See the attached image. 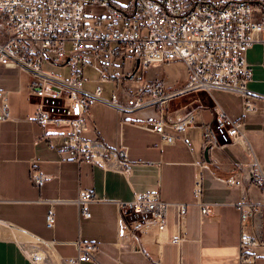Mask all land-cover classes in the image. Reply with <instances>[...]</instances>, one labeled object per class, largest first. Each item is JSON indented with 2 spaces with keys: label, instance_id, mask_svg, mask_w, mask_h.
Wrapping results in <instances>:
<instances>
[{
  "label": "crops",
  "instance_id": "0c3cea01",
  "mask_svg": "<svg viewBox=\"0 0 264 264\" xmlns=\"http://www.w3.org/2000/svg\"><path fill=\"white\" fill-rule=\"evenodd\" d=\"M130 1L111 0L120 8L127 7ZM194 1L218 4L223 0ZM3 23L0 15V26ZM246 61L252 76L244 99L255 107L247 115H243L241 94L220 87L149 106L154 101L148 90L156 81L166 82L165 97L188 90L185 66L176 77L169 78L165 73L167 65L182 62L145 70L149 72L147 85L133 94L127 87L128 78L117 72L124 65L115 61L112 72L118 78L102 86V97L90 108V121L82 137L110 148L123 147L129 158L128 176L77 164L50 149L40 140L43 130L32 121L35 105L28 99L37 74L21 64L0 65V92H7L10 111V120L0 122V264H32L21 246L27 252H38L43 257L42 264H58L60 259L76 257L78 241L96 247L97 264H241L240 213L236 205L245 198L250 204L264 207V188L260 190L248 182L249 160L240 147L209 150L205 158L201 125L213 121L214 106L233 119H241L248 143L264 171V43L253 44ZM44 68L52 78H67V73L65 77L60 71L66 69L63 64H46ZM94 74L97 75L89 68L83 69L85 95H91L97 87V79H91ZM113 93L123 100L141 94L144 104L139 109L118 112L110 104ZM190 112L196 114V122L186 131L185 141L162 144L148 127L151 121L166 116L175 120ZM67 131L66 126L45 129L56 146L60 143L58 136ZM32 170L47 177L41 187L31 181ZM237 174L246 180L245 186H228L225 181ZM199 177L202 202L209 207L204 216L192 196L194 181ZM80 192L93 195L89 219L79 216L75 201ZM138 193H157L171 205L167 228L162 234H147L138 240L128 236L118 239L115 203L128 202ZM178 204L188 207L185 217L179 216ZM50 210L55 224L48 230L45 216ZM246 230L263 241L257 248L247 250V254L256 257L253 264H264V212L251 214ZM172 238H179L181 244L167 243Z\"/></svg>",
  "mask_w": 264,
  "mask_h": 264
},
{
  "label": "built area",
  "instance_id": "2783aa9c",
  "mask_svg": "<svg viewBox=\"0 0 264 264\" xmlns=\"http://www.w3.org/2000/svg\"><path fill=\"white\" fill-rule=\"evenodd\" d=\"M99 10L100 13L95 11ZM0 65L21 64L37 74V82L28 90V99L35 105L32 119L42 130L40 140L58 154L77 164L97 166L104 172L130 175L129 158L123 147L110 148L97 140L82 137L90 121V108L102 97V86L114 82L115 61L124 65L130 58L141 70L181 61L187 70L185 89L210 87L232 89L243 97V115L255 107L244 97L251 80L246 61L247 51L255 43H264V0H223L218 4L194 0H131L124 8L111 0H0ZM66 67L67 78H52L45 65ZM97 74V87L91 95L83 93V69ZM52 78V80H51ZM197 91V90H196ZM152 101L166 96V82L156 81L148 90ZM110 104L118 112L139 109L144 104L141 94L122 99L117 93ZM161 104V103H160ZM213 121L201 125L203 149L220 150L227 146L240 147L247 156L248 182L264 188V171L259 167L248 143L243 121L229 117L218 106L212 108ZM10 120L7 92H0V122ZM196 114L168 116L148 123L162 144L185 141L186 131L194 126ZM48 126H66L68 131L58 137V146L50 142L45 132ZM179 136V137H177ZM31 181L41 187L46 176L32 170ZM228 186L244 187L246 180L232 175ZM202 179L194 181L192 196L202 216L208 205L202 202ZM90 192H80L75 204L79 216L91 218ZM116 236L138 240L147 234H162L167 228V212L171 205L157 193L134 194L128 202L115 203ZM240 213V263L253 264L255 256L247 250L263 241L246 230L251 214L262 215L263 206L253 205L244 198L237 205ZM178 214L185 217L188 207L177 205ZM1 223V222H0ZM55 216L50 210L45 216V228H54ZM167 243L179 246L181 240ZM75 258L60 259L58 264H97L93 244L76 243ZM21 251L32 264H42L38 252Z\"/></svg>",
  "mask_w": 264,
  "mask_h": 264
},
{
  "label": "rangeland",
  "instance_id": "374dc122",
  "mask_svg": "<svg viewBox=\"0 0 264 264\" xmlns=\"http://www.w3.org/2000/svg\"><path fill=\"white\" fill-rule=\"evenodd\" d=\"M118 1H127L128 3L130 0ZM182 66H184L182 63H172L171 65H167V67L165 68V73L169 76V78L176 77L180 74ZM160 70L163 71V69ZM60 71L62 76H65L67 73V70L65 68ZM117 72L119 73V75L123 74L122 76H126L128 78L126 79L127 87L133 94L138 93L147 85L149 72L142 71L139 67L136 68V63L133 59L125 61L123 68L120 67ZM91 79L96 80L97 75H92Z\"/></svg>",
  "mask_w": 264,
  "mask_h": 264
},
{
  "label": "water",
  "instance_id": "95a60500",
  "mask_svg": "<svg viewBox=\"0 0 264 264\" xmlns=\"http://www.w3.org/2000/svg\"><path fill=\"white\" fill-rule=\"evenodd\" d=\"M136 63V68H138V62H135ZM200 89L199 87L198 88H193V89H188L186 90L185 92H180V93H177L175 95H172V96H169V97H165V98H162L161 100L159 101H154L152 104H150L149 106H154V105H158L160 103H163V102H167L168 100L170 99H173V98H177L183 94H187V93H190V92H194L196 90ZM207 155H208V150H205L204 152V157L207 158Z\"/></svg>",
  "mask_w": 264,
  "mask_h": 264
}]
</instances>
